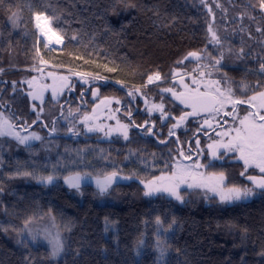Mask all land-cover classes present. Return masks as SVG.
<instances>
[{
  "label": "trees",
  "instance_id": "1",
  "mask_svg": "<svg viewBox=\"0 0 264 264\" xmlns=\"http://www.w3.org/2000/svg\"><path fill=\"white\" fill-rule=\"evenodd\" d=\"M220 1L226 4L221 17H264L260 0ZM36 13L50 18L62 47L40 37ZM210 17L201 0H0V72L18 69L4 77L7 87L0 83V98L4 103L22 96L14 92L22 84L10 78L20 80L29 72L24 68L45 59L109 78L117 87L113 94L126 99L122 84L142 85L156 73L168 78L183 62L190 64L187 55L208 41ZM143 40L162 44V55L150 57ZM170 146L133 129L128 140H69L54 152L8 158L0 168V264H264V189L235 204L206 199L201 190H184V204L145 195L139 180L171 171ZM204 165L208 173H223L226 186L248 187L237 163ZM112 172L134 179L106 194L92 185L78 192L64 183L76 173ZM47 176L53 177L50 185L39 179ZM47 215L65 235L66 254L58 263L22 237L27 220Z\"/></svg>",
  "mask_w": 264,
  "mask_h": 264
},
{
  "label": "flooded vegetation",
  "instance_id": "2",
  "mask_svg": "<svg viewBox=\"0 0 264 264\" xmlns=\"http://www.w3.org/2000/svg\"><path fill=\"white\" fill-rule=\"evenodd\" d=\"M250 20L249 23L244 18H234L226 27L229 32L219 34L221 39H218V43L212 42L209 33L207 43L194 51L199 58L190 60L192 70L179 78L161 79V83L156 85H131L140 87L142 92L132 94L126 90L127 98L120 100L123 103L120 108L117 106L119 98L113 94L117 88L112 85L115 81L109 78L53 65L45 59L39 65L24 68L29 72L20 80L14 77L10 80L15 85L36 82L30 92L4 103L0 98V120L6 119L12 125L11 128L5 125L6 134L0 135V166L8 158L23 152L57 151L63 142L69 140L92 143L96 139L116 138L113 128H108L106 121L99 117L108 111L114 117L111 125L123 114L132 129L163 147L171 145L166 149L170 164L175 160L201 166L206 160L222 161L225 165L237 163L244 172L243 179L247 186L253 188L248 177H255L259 172L251 166L245 169L239 152L225 147L219 153L222 155L220 159L211 158L210 153V146L215 142L229 144L236 135L235 130L241 127L240 120L259 110L247 103L233 106L234 100H246L264 90V71L260 69L264 63V17L250 16ZM257 29H260L259 32H254ZM221 54L223 58L216 64ZM17 70L0 72V83L7 87L8 81L4 77ZM189 75H192L190 92L184 90L179 81L172 83V86L157 87ZM38 85L46 90L43 100L33 98ZM198 95L200 102L197 103L196 113L187 115L193 112V108L183 98ZM229 96L231 99H227ZM150 100L158 101L162 106L159 114H150L145 110ZM255 103L258 104L259 100ZM102 104L106 105L101 107ZM261 114L264 115V112ZM249 119L252 117L249 116ZM170 131L172 135H169ZM33 134L39 139H35ZM18 137H27V140L21 143Z\"/></svg>",
  "mask_w": 264,
  "mask_h": 264
},
{
  "label": "rangeland",
  "instance_id": "3",
  "mask_svg": "<svg viewBox=\"0 0 264 264\" xmlns=\"http://www.w3.org/2000/svg\"><path fill=\"white\" fill-rule=\"evenodd\" d=\"M201 2L205 5V7L211 13L210 26H209V29H211V31H209V33L211 34V40L213 43H215L216 41L213 40L212 33H215L216 37L218 39H221L219 34L224 33V32H229V30H226V27H228L233 22L234 18H237V19L244 18V19H246V22H249V23L251 22L250 16L245 17L246 16L245 12L239 13V14L232 16V17H221V14H226V10H225L226 4L224 3V1L201 0ZM218 13H219V15H217ZM48 21L50 24V20H48ZM37 23H39V22H37L35 20L36 26H37ZM252 23H254V22H252ZM256 23H260V22L257 21ZM38 30L40 33V28H38ZM254 32H259V31L257 29ZM257 39H259V38H257ZM140 44H141V47L143 49H145L146 53L150 54V57L154 58L155 56H157V52L158 53L160 52V54H158V55H162V52L164 49L162 44H159V43L151 41V40H143L140 42ZM39 64H37V65H39ZM42 64H44L43 66H47V64H45V63H42ZM181 65H183V67ZM181 65H180V67H182V68L178 67L172 71L171 77H174L176 79V78H179L181 75L185 74L187 71L192 70V68L190 66H187L188 68L186 67L185 62H183ZM32 70H34V69H32ZM38 70H42V69H38ZM34 71L32 73H34ZM35 74L39 75V73H35ZM152 76L154 77L155 74H153ZM190 77H192V75H189L185 78H190ZM161 79H166V78H163L160 75V79H158V80L153 79L152 83H148V80H147L146 83L143 85H156L158 83H161V81H162ZM183 79L184 78H181L179 80H174L173 82H170V83L160 84L157 87L167 86L168 84L170 86H172V83L179 81L181 83L180 85H182L183 87L187 84L184 89H187L186 91L190 92L189 90H191V84H192L191 78L189 81L188 80L184 81ZM35 83L36 82H33V81H31V84H29L28 81L24 82V83H22V86L17 87L16 90H14V92L18 91V93H28L33 88ZM122 85L124 86L125 90L131 91L132 94H138V93L142 92L141 91L142 89H140V87L126 85V84H122ZM14 92H13V94H14ZM114 95H116V94H114ZM118 98L119 99L117 100V106L120 108L121 106H123V103L120 101L121 97L118 96ZM159 106H160V103L158 101L156 102V101L150 100V103L146 107L145 110L147 112H149L150 114H159L161 111V108ZM122 113H124V112H122ZM99 117L103 118V120L106 121L108 128H110V129L113 128L112 130L114 131V137H116L115 139L128 140L131 137L133 129L128 124V122L124 119L125 117H123V114H120L118 116L119 119H115V121H114L115 123L113 125H111L112 124L111 120H113L114 117H112L110 112L107 111L102 115V117L101 116H99ZM124 125H127V139H125L124 135H123V132H124L123 126ZM225 149L226 148L224 147V145L221 142L213 143L211 145V148H210L211 158H213V159L222 158V155H219V153ZM171 165H172V169L170 172L163 173L162 175L158 176V177H165L166 179L157 180L158 177H155V178L150 179V180H139V181L144 186L145 192H146V191H148V189L146 188V185L150 181L156 180V186L163 187V186L169 185L170 180L167 178H171V182L178 183L179 186L177 188V191H178L179 195L182 197V200H178V199H176L175 196L169 195V193L164 192V191L155 192L152 195H146V196L155 197L157 195L163 194V195H166L167 197L173 198V199L179 201L180 203L184 204L185 201L187 200L186 195L183 194L184 190L187 192L193 191V190H201L202 192H204L206 199H209L210 197H216L221 202H224L226 204H235L238 202H246V201H250V200L254 199L255 197H257L259 191L262 190V188L255 186L253 181H251V183L253 185V188H252L253 195H251L250 197L241 198L239 200H236V199L221 200L220 191L219 190L218 191H212V187L214 186L213 184L210 183L207 187L197 186L204 179H206V178L212 176V174H216V173H208L205 170L204 166L197 168V167H193L192 164L185 163V162L180 161V160H175ZM0 168H1V166H0ZM251 168H256L258 170L259 173L257 176H255L257 179L264 177V173H261L259 168L255 167L254 165H252ZM76 174H79V176H80L79 188L71 187L70 183H69V178L75 176ZM76 174H72V175H70L64 179V183L68 188L80 192L81 188L84 185H92L100 194H106L115 185H117L119 183H129L134 179L131 176L122 175V174L117 173V176L113 179V182L107 188V190L104 192H101L100 187L98 186V181L102 182L106 175H104V176H92L89 174H81V173H76ZM197 174H199V175H197ZM216 175H219V174H216ZM125 177H127V179ZM53 182H54V180H52L51 183H47V182H41V183L46 184V185H50ZM226 183H227V178L225 177L223 184L220 186V189H222L225 192H227V189L233 188V187L226 186L225 185ZM189 185H193V186L189 187ZM236 188L244 189L242 187H236ZM245 188H251V187H245ZM22 237L29 244H31L33 246H41V247L46 248L50 253V258H51V261L53 263H58L59 261H61L65 257V254H66L65 235H64L63 231L61 230L60 226L57 224V221L53 215H47V216L40 218V219L31 220L30 223H28L27 225L25 224V226L22 230ZM57 238L63 243V251L58 256L52 257V255H51L52 242L55 241Z\"/></svg>",
  "mask_w": 264,
  "mask_h": 264
},
{
  "label": "snow or ice",
  "instance_id": "4",
  "mask_svg": "<svg viewBox=\"0 0 264 264\" xmlns=\"http://www.w3.org/2000/svg\"><path fill=\"white\" fill-rule=\"evenodd\" d=\"M259 6L261 10H264V0H260ZM15 17H16V13L13 12L12 18L15 19ZM42 19H45L47 21L50 18L45 17L43 13L35 14V20L37 22L41 21ZM37 27L41 28V30H44L43 26L40 25L39 23H37ZM259 30L260 29H258V31ZM209 31H211V29H209ZM48 32H51L52 35L56 36L57 43L61 42V37L56 35V33L53 31L51 27L47 28V31L45 32V34H47ZM212 36H213V40H215L218 43L219 40L216 37V34L212 33ZM240 51L243 52V49H241ZM189 55L192 57L199 58V54L196 52L189 53ZM222 58H223V54H221V57L219 59H216V64H219ZM260 69L261 71H264V63L260 65ZM109 71H112V69H109ZM49 75H51V73ZM62 79H66V78H62ZM153 79H156V80L160 79L159 73H156L154 77L149 76L148 83H152ZM28 83L31 84V81H28ZM166 91H171V89H166ZM53 94L55 95V90ZM129 95H131V93H129ZM33 98H37V97L34 96ZM227 99H231V97L229 96L227 97ZM193 100L194 102L191 105L193 108V112L188 113L187 115H194L196 113L197 103L200 102L199 95L196 97H193ZM257 100H259L258 104L255 103ZM244 103L250 104L253 107H257L259 110L257 112L249 114V116H251L252 119H249V116H245L242 120H240L241 127L235 130L236 131L235 137H233V139L229 142V144L224 145V147L229 148V150H234V151L239 152L240 154L239 158L244 161L245 169H247L248 166L254 165L255 167L259 168L261 173H264V115L261 114V112H264V90L257 92L256 94L248 97L246 100H240V99L234 100L233 106L235 107L236 104H244ZM220 104H221V107H223L222 101L220 102ZM159 107H162V106H159ZM181 119H183V117H181ZM205 123H207V121H205ZM5 125H7L8 128L12 127V125H9L7 123L6 119L0 120V135L6 134L4 131ZM175 126L176 125H174L173 127ZM123 128H124V132H123L124 138L127 139V125H124ZM91 130L92 129H89V131ZM7 134H11V133H7ZM169 135H172L171 131L169 132ZM34 138L39 139V137H35V135H34ZM18 139H20L21 143H24L27 140V137H18ZM193 167L198 168V167H201V165L195 164L193 165ZM20 174L24 176L31 175V173H28V172H24ZM243 174L244 173H241V175ZM116 176H117V173L112 172L106 175L102 182L98 181V186L100 187L101 192H104L107 190V188L111 185V183L113 182V179ZM125 178L127 179V177ZM39 179L41 180V182L51 183L53 180V177L47 176V177H40ZM164 179L166 178L165 177L157 178V180H164ZM167 179L170 180V183L168 186H163V187L156 186V180L150 181L146 185V188L148 189V191L145 192V195H152L155 192L164 191V192L169 193V195L175 196L176 199L182 200V197L179 195L177 191V188L179 186L178 183L171 182V178H167ZM248 179L253 181L255 186L264 189V177L257 179L254 176H249ZM224 180H225V176L223 173H220L219 175L212 174V176L204 179L197 186L207 187L210 183L213 184L214 186L212 187V191L219 190L221 200H232V199L239 200L241 198H248L251 195H253L252 188L240 189V188L233 187V188L227 189V192L223 191L222 189H220V186L223 184ZM79 182H80L79 174H76L75 176L69 178V183L71 187L79 188ZM192 186L193 185H189V187H192ZM0 191H3L2 187H0ZM30 222L31 220L29 219L25 223L27 225ZM157 222L158 223L160 222L159 219L157 220ZM62 251H63V243L57 238L55 241L52 242L51 255L52 257H56ZM261 254L264 255V253H261Z\"/></svg>",
  "mask_w": 264,
  "mask_h": 264
},
{
  "label": "bare ground",
  "instance_id": "5",
  "mask_svg": "<svg viewBox=\"0 0 264 264\" xmlns=\"http://www.w3.org/2000/svg\"><path fill=\"white\" fill-rule=\"evenodd\" d=\"M39 24L42 25L44 29V30H41L40 28V35L43 36L47 40V42H49L52 45H59L62 43V40L60 43H57L56 36L52 35L51 32H48L47 34H45V32L47 31V28L50 27L48 20L46 21L45 19H42L41 21H39Z\"/></svg>",
  "mask_w": 264,
  "mask_h": 264
},
{
  "label": "water",
  "instance_id": "6",
  "mask_svg": "<svg viewBox=\"0 0 264 264\" xmlns=\"http://www.w3.org/2000/svg\"><path fill=\"white\" fill-rule=\"evenodd\" d=\"M189 59L193 58L192 56H188ZM34 96L37 97V99L39 100H43L46 96V90L43 86H37L34 90ZM184 101L188 102L189 104H193V98L192 97H184L183 98ZM106 104H102L101 107H104ZM192 116V115H191Z\"/></svg>",
  "mask_w": 264,
  "mask_h": 264
},
{
  "label": "crops",
  "instance_id": "7",
  "mask_svg": "<svg viewBox=\"0 0 264 264\" xmlns=\"http://www.w3.org/2000/svg\"><path fill=\"white\" fill-rule=\"evenodd\" d=\"M63 44V40H62V43L61 44H59V45H62Z\"/></svg>",
  "mask_w": 264,
  "mask_h": 264
}]
</instances>
